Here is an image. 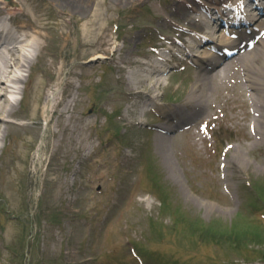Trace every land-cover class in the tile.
Returning a JSON list of instances; mask_svg holds the SVG:
<instances>
[{
	"label": "rangeland",
	"instance_id": "1",
	"mask_svg": "<svg viewBox=\"0 0 264 264\" xmlns=\"http://www.w3.org/2000/svg\"><path fill=\"white\" fill-rule=\"evenodd\" d=\"M16 3L17 22L47 46L21 70L28 91L7 118L20 129L0 160V264H264V128L251 134L228 108L230 129L220 119L204 141L195 127L159 130L168 118L152 110L190 98L194 67L158 73L148 57L175 23L194 28L192 10L177 12L180 0ZM47 95L49 106L63 100L49 118Z\"/></svg>",
	"mask_w": 264,
	"mask_h": 264
},
{
	"label": "bare ground",
	"instance_id": "2",
	"mask_svg": "<svg viewBox=\"0 0 264 264\" xmlns=\"http://www.w3.org/2000/svg\"><path fill=\"white\" fill-rule=\"evenodd\" d=\"M3 3L2 6V12H15L17 10L18 6L16 3V0H1ZM183 1V0H180ZM187 2L191 0H186ZM76 7V6H75ZM77 8V7H76ZM179 12H185L186 7H180L178 8ZM195 23H201V21L197 18L194 19ZM20 28L24 32L25 39H23L22 47L24 49V52L22 53L19 48L14 45L11 47H7L4 45L5 50L1 51L0 56V138L3 139L4 145L0 146V160L3 159L4 161H9L8 156L10 155V151H7V145L9 138L15 134L19 133L18 126L11 123L7 118L12 116L13 114L17 113L18 107L21 105L20 102L17 101H11L9 98V93H12L14 91V85L12 83H24L25 86L23 88V94H26L28 91V85L30 83V78L19 74V71L21 70H27L28 69H34L37 60L42 59L44 50L46 48V39H42L44 36L41 34V32L36 30L29 29V25L22 23L20 25ZM43 40V41H42ZM226 43H229L227 39L224 40ZM108 41H102V49H110ZM259 50L254 48L253 50L249 51L247 53L246 57H243L244 61V67L246 72H244L243 69V77L245 80L244 86L246 88L252 89V94L250 99L254 100L255 104L260 107L256 110L261 111V108L264 107V39H262L259 43ZM34 51V57L31 53V51ZM106 51V50H105ZM105 56V55H103ZM200 57V58H199ZM197 62L201 63V68L197 69V78L192 84L191 87V95L190 98L187 100V103L184 105L185 107H188L192 105L193 103H197V105L201 108L200 113L198 112L197 118L199 115H202V111L206 112L209 108V105L212 103L211 97L212 93L215 92L218 88V85L222 84L218 79V75L220 73L225 74L223 78L225 77H231V74L226 72L225 69H218L216 70V73L213 74L215 71H211L217 67H219L221 64L217 63L219 61H222L220 58H217L216 55L213 52L205 51L203 55H200L197 57ZM260 59L261 63L260 65L255 64L256 60ZM210 61H216L213 63L214 68L209 69L208 63ZM216 65V66H215ZM226 68V67H224ZM162 68H159L158 66L155 67V72H161ZM255 71V73L253 72ZM219 72V73H218ZM123 80V78H121ZM162 80V78H160ZM159 78H157L156 82L153 85V88L158 90L161 85L163 84ZM219 83V84H218ZM133 88V87H129ZM134 91L136 94L142 93L141 90H131ZM134 97L132 94L130 93ZM215 96V94H214ZM44 102L47 104L49 103V95L45 97ZM63 100H58L54 105L50 106L48 104L46 108V114L49 118V115H56L59 112V107L62 105ZM153 103V99L149 97L144 104L149 105ZM259 103V105H258ZM165 118H168V120L165 121L162 128L159 127L160 130H167V132H171L176 129L177 122L175 119L177 118V115L180 113L177 109H171L167 107H163L159 109ZM64 111H62L61 115L63 116ZM195 120V119H194ZM255 128L256 130H260L264 128V119L263 115L257 116L255 118ZM262 127V128H261ZM164 128V129H163ZM165 130V131H166ZM160 141L161 144H164L163 141L167 136L160 135ZM254 144H258L259 141L256 140L253 142ZM45 150V148H44ZM8 153V154H7ZM40 161H42V156L39 157ZM229 163L235 166L236 168H240V164L237 159H230Z\"/></svg>",
	"mask_w": 264,
	"mask_h": 264
}]
</instances>
